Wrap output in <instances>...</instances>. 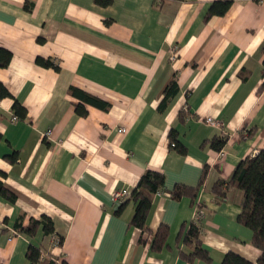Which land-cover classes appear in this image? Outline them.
Here are the masks:
<instances>
[{
	"label": "crops",
	"instance_id": "obj_1",
	"mask_svg": "<svg viewBox=\"0 0 264 264\" xmlns=\"http://www.w3.org/2000/svg\"><path fill=\"white\" fill-rule=\"evenodd\" d=\"M211 1L0 0V47L12 53L0 67L12 95L0 99V171L16 194L13 203L0 197V264H31L30 245L67 264H221L228 251L256 261L252 230L237 220L242 191L229 187L217 199L212 185L264 149V0H232L206 19ZM38 56L59 69L38 65ZM173 76L178 91L160 109ZM70 87L109 106L85 102ZM14 99L25 117H15ZM79 102L85 115L75 111ZM171 128L184 154L169 142ZM223 135L221 150L209 145ZM146 169L165 179L146 219L153 231L167 227L158 245L152 234L139 242L129 224L133 202L127 197L116 212L123 201L111 198L131 191ZM177 186L199 189L195 199L175 197ZM199 203L209 261L182 254ZM42 214L54 234L16 231L19 217L25 225Z\"/></svg>",
	"mask_w": 264,
	"mask_h": 264
},
{
	"label": "trees",
	"instance_id": "obj_2",
	"mask_svg": "<svg viewBox=\"0 0 264 264\" xmlns=\"http://www.w3.org/2000/svg\"><path fill=\"white\" fill-rule=\"evenodd\" d=\"M93 1L100 6H107L112 2V0ZM253 1L258 2L260 0ZM231 4L232 0L211 1L206 11L205 18H210L213 15H223ZM25 8L31 9L30 4L26 3ZM38 40L42 39L38 38ZM11 57V51L0 47V67H6L9 64ZM35 62L42 67H51L55 70L59 69V66L51 58H43L38 56L36 57ZM177 91L178 83L176 77L173 76L164 87L159 108L163 109ZM70 93L73 95H78L85 102L99 106L102 109H106L109 106L106 101L94 97L84 91H80L74 87H70ZM5 97H12V95L0 81V99ZM12 108L14 110L15 117L23 118L26 116V109L16 99L13 101ZM75 111L79 115H85L87 112L83 103L80 102L75 104ZM168 137L169 142L174 143L173 147L179 153L184 154L186 148L178 140V132L174 128L170 129ZM226 141V135L216 136L209 141V145L215 150L219 151L224 147ZM4 175L5 174L0 171V197L13 203L16 200V194L5 186L4 182L2 181ZM164 180V174L161 171L146 169L139 177L134 188L129 193L127 199L131 200L134 205V213L129 224L130 226L136 227L140 230V237L138 239L139 242L144 241V234H152V245H158L157 242H163L167 235L166 226L160 225L158 229L153 231L146 223V219L151 208L153 195L158 191H163ZM202 184L203 183L200 185ZM229 187L238 188L243 193V199L240 206V211L237 215V220L252 230L251 243L259 250V255L256 261L253 262L234 251H228L224 253L221 259V264H264V149H260L255 154L241 159L236 164L231 175L227 179H216L212 185V192L217 199H222L225 197ZM198 189L199 188L196 189L197 192ZM196 190L186 186H177L173 190L172 194L175 197H180L183 194L191 193L195 199L197 195ZM126 200L119 205L116 212H119L122 209ZM197 206L198 209L203 208L201 203H199ZM22 220L23 217L21 216L15 222V228L18 233L22 232L28 236H34L38 228H41L44 236L54 234L53 221L45 214H42L39 218L31 217L28 223L25 225H23ZM184 231L186 250H182L183 256L189 261L196 258L209 261L211 259L209 252L202 246L200 240V234L202 232L201 219H192L186 225ZM56 238L57 245H61L62 237L60 235H56ZM26 256L30 260L31 264L38 262L41 257L43 264H56L55 258H58L45 253L42 249L33 245L28 247ZM61 264L67 263L66 261L61 260Z\"/></svg>",
	"mask_w": 264,
	"mask_h": 264
},
{
	"label": "built area",
	"instance_id": "obj_3",
	"mask_svg": "<svg viewBox=\"0 0 264 264\" xmlns=\"http://www.w3.org/2000/svg\"><path fill=\"white\" fill-rule=\"evenodd\" d=\"M176 46H173V48L171 49V53L172 55H174L175 51H176ZM122 131H125V129H121ZM171 145H174V143H171ZM160 192V191H158ZM157 192V193H158ZM130 191L126 188H122L119 190H114L111 194V198L113 201H117V202H122L124 201L128 196H129ZM203 216V212L201 210H197L194 214V218L193 219H201ZM52 241L54 244H57V238L54 236L52 238ZM55 263L56 264H61V259L60 258H55Z\"/></svg>",
	"mask_w": 264,
	"mask_h": 264
}]
</instances>
